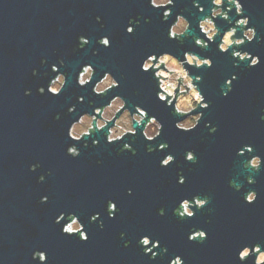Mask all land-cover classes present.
<instances>
[{
  "label": "water",
  "instance_id": "water-1",
  "mask_svg": "<svg viewBox=\"0 0 264 264\" xmlns=\"http://www.w3.org/2000/svg\"><path fill=\"white\" fill-rule=\"evenodd\" d=\"M200 3L206 9L204 15L209 14L210 0ZM242 3L249 26L264 37V0ZM181 9H186L183 15L191 24L183 43L167 37ZM162 13L163 9L151 8L148 0H0V264H40L32 259L35 250L47 253V264H168L176 255L184 264H254L253 256L241 262L238 252L255 243L264 248V164L254 174L255 183L248 184L243 163L250 157L236 153L250 144L253 155L264 159V41L254 39L243 46L260 57L258 66L249 69L243 62L233 67L230 55L218 52L215 43L203 51L194 45L191 36L201 35L198 20L202 14L191 0H176L167 22H162ZM137 16L139 26L132 34L126 33L129 19ZM230 17L233 21L239 18L234 9ZM216 23L222 32L229 27L220 18ZM80 36L90 41L83 49L78 47ZM102 36L109 37L110 47L97 43ZM162 51L179 59L185 51H192L213 60L211 69L190 68L191 74L202 76L199 88L212 103L206 110H197L204 115L189 132L175 128L176 120L182 118L157 100L151 73L139 70L146 55ZM60 60L64 64L59 70L66 73L67 82L61 94L53 96L47 84L55 75L51 65L59 66ZM84 64L93 65L95 77L81 88L76 76ZM105 71L119 80V87L102 98L91 87ZM233 74L238 78L232 91L222 96L220 88ZM40 87L46 89L43 95L37 91ZM26 89L31 95L24 94ZM116 94L127 101L129 109L140 105L155 115L163 125L161 136L149 142L138 129L135 138L129 134L112 144L103 132L79 142L67 136L73 121L92 112L89 100L103 106ZM81 95L84 102L77 103ZM72 104L76 111L68 113ZM209 122L217 128L214 134L205 127ZM93 139L99 140L97 146L92 145ZM126 142L136 150L135 155L129 151L118 154ZM162 142L168 143V149L147 152V144L156 148ZM73 143L80 148L77 158L66 153ZM186 150L195 152L197 163L185 161ZM167 154L175 160L161 167L160 160ZM33 164L37 168L30 171ZM180 174L185 178L183 185L177 183ZM41 175L45 180L38 183ZM230 180L242 185L241 190L231 187ZM129 188L132 195L127 193ZM249 190L257 193L252 204L244 201ZM205 194L211 197L209 204L193 217L181 221L173 214L181 200ZM44 195L48 201L42 204ZM108 200L120 209L115 218L108 217ZM161 208L164 215L159 214ZM61 212L80 218L87 241L62 234L64 222H54ZM95 213H100V219L90 223ZM193 227L207 233L202 243L187 239ZM142 235L167 247L163 260L142 254L137 244ZM125 241H130L127 247Z\"/></svg>",
  "mask_w": 264,
  "mask_h": 264
},
{
  "label": "clouds",
  "instance_id": "clouds-1",
  "mask_svg": "<svg viewBox=\"0 0 264 264\" xmlns=\"http://www.w3.org/2000/svg\"><path fill=\"white\" fill-rule=\"evenodd\" d=\"M176 0H148V4L153 9H163L162 22H167L172 16V9L175 7ZM192 7L197 9L202 18L198 20V29L201 35H192L191 39L195 46H198L201 51L206 50L210 44L215 43L217 51L222 54H229L232 58L233 67H238L241 63L247 62V68L251 69L258 66L261 62L258 55H253L247 50H243L246 43H251L254 39L257 42L264 41V37L257 36L255 26H249L250 18L244 15V5L242 0H210L211 7L207 10L209 14L204 15L206 12L205 7L200 3V0H191ZM233 9L235 15L239 17L233 21L230 17ZM186 9H181L176 14L174 22H172L167 31V37L170 40H175L183 43L184 39L189 38L191 24L190 21L183 15ZM217 18L227 22L229 27L223 32L218 27ZM100 17H96V21L100 22ZM145 23L150 22L149 18H144ZM140 24V17L135 19L130 18L128 25L125 27V32L132 34ZM103 28L104 25L101 24ZM239 33V35H237ZM219 40L217 41V38ZM80 49L85 48L89 44V40L85 36L78 38ZM97 43L105 48L110 47V39L108 36H102L98 39ZM97 52L94 50L93 55ZM41 63H46V60H41ZM57 64L51 65V72L55 75L48 81L47 92L53 96L61 94L66 86L67 75L59 70L63 66L64 61L60 60ZM187 66V67H186ZM203 67L211 69L213 67V60L210 57H202L195 52L185 51L183 59H179L168 51H162L146 55L139 65V70L143 73H151L152 78L156 81L155 96L157 100L163 103L166 107L172 109V114L182 118L177 119L175 128L183 132H189L197 128L204 113L197 111L198 109H208L211 101L207 100L202 94L199 85L202 82V76L199 74L193 75L190 73V68L201 69ZM33 75L37 74V70L33 69ZM95 69L92 64H84L76 76V83L79 87H86L94 80ZM124 77L121 75L120 79ZM235 74L226 79L224 85L220 88L222 96H227L232 91L233 81L237 80ZM119 87V80H117L111 72L105 71L99 79L91 87V92L100 97H107L110 90ZM38 93L43 95L46 91L44 87L37 89ZM24 94L31 95V90L26 89ZM138 94V93H136ZM84 96H77V103L84 102ZM88 104L92 107V112H84L78 119L73 121L68 130L67 136L72 140L79 142L82 139L89 137L97 132H103L107 143L120 142L127 135L133 138L137 136V130L141 129L140 134L146 141H154L161 136L163 125L155 115H150L149 112L140 105H133V110L126 107L127 101L120 95H112L108 103L103 106H94L95 101L89 100ZM68 113L76 111V105L72 104L67 109ZM264 112V109L261 110ZM120 114L117 118V114ZM59 119V116L56 117ZM261 120L264 121V115H261ZM111 123V126L110 125ZM205 127L208 128L209 134H214L217 131L215 126H211L210 122L206 123ZM106 129V131H104ZM203 139V137H202ZM134 140V139H133ZM86 143V142H85ZM99 140L93 139L92 145L97 146ZM167 142L160 143L156 148L151 144L146 145L148 153L153 151H164L168 149ZM129 151L135 155L136 150L132 148L130 143H123L120 146L119 152ZM254 148L250 144H244L237 151V156H244L248 154L250 157L243 163V168L248 171L246 181L248 184L255 183L254 174L259 172L264 159L258 155H253ZM67 155L72 158L80 156V148L77 144H70L66 149ZM186 162L197 163V157L194 151L186 150L184 153ZM175 157L172 154L165 155L160 160L161 167H167L173 163ZM101 163V161H97ZM36 164L31 165L30 171H35ZM50 174V173H49ZM45 176L39 177L38 183H42ZM177 183L183 185L185 178L182 174L178 176ZM229 184L237 191L241 190L242 185L237 184L234 180H230ZM128 195H132V189L127 190ZM257 199L255 190H249L244 195V201L252 204ZM211 197L204 195H195L191 199H183L179 202L178 206L174 208L173 214L183 221L186 218H191L197 211L204 209L209 204ZM48 196L44 195L40 198V203H47ZM106 211L109 218H115L116 214L120 212L117 204L113 200L107 201ZM210 211V210H209ZM159 214L164 215L165 209H159ZM100 219V213H95L89 217V222L94 223ZM60 225L64 222L61 228L62 234L73 235L75 234L79 240L87 241L89 236L85 231L84 225L81 223L80 218L74 213L65 214L61 212L54 221ZM103 221H100L99 227L103 228ZM125 236L124 232L120 233L121 239ZM207 237V233L199 228L193 227L189 230L187 239L202 243ZM130 244V241H125V247ZM138 246L141 247L142 254L148 256L150 260H154L157 256L164 259L168 252L167 247L161 246L160 241L153 240L148 235L140 236L137 241ZM158 251H155L157 250ZM250 256L254 257V264H264V248L260 243H255L251 247L243 246L238 252V259L241 262L246 261ZM32 259L38 260L40 264H47V253L41 250L32 252ZM168 264H184L181 256L176 255L168 261Z\"/></svg>",
  "mask_w": 264,
  "mask_h": 264
}]
</instances>
